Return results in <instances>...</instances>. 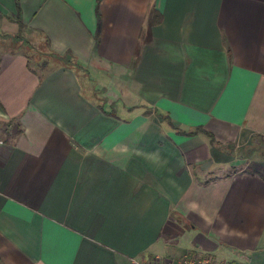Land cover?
Here are the masks:
<instances>
[{
  "label": "crops",
  "instance_id": "1",
  "mask_svg": "<svg viewBox=\"0 0 264 264\" xmlns=\"http://www.w3.org/2000/svg\"><path fill=\"white\" fill-rule=\"evenodd\" d=\"M0 22L63 61L0 48V264H264V179L224 172L264 140V0H0Z\"/></svg>",
  "mask_w": 264,
  "mask_h": 264
},
{
  "label": "rangeland",
  "instance_id": "2",
  "mask_svg": "<svg viewBox=\"0 0 264 264\" xmlns=\"http://www.w3.org/2000/svg\"><path fill=\"white\" fill-rule=\"evenodd\" d=\"M1 25V22H0ZM8 33V34H7ZM13 34L7 28L3 29L0 26V48H7V47H16L21 45L23 47V51L25 50L28 55L30 56L31 63L35 66L38 70L44 69V67L49 64V62L57 60L59 63H63V61L59 60L56 55L51 54L48 51V48L42 44H36V42L30 39V36L23 32L21 38L22 40H29L33 46H27L24 44H19L20 41L14 40L11 36ZM40 45V46H39ZM46 64V66H42ZM49 66V65H48ZM47 68V67H46ZM227 160L232 161L234 160V167L229 165H224V172H231V171H245V172H252L261 174L264 176V140H257V138H248L246 141L241 142V144L235 146L234 150L231 154L227 155ZM187 253H195L200 254L204 252H197L194 249L186 250ZM211 254L216 255V260L219 262H231L233 261L229 256L227 251H224V247L216 251V253L211 252ZM226 254V255H225ZM221 255V256H220Z\"/></svg>",
  "mask_w": 264,
  "mask_h": 264
},
{
  "label": "built area",
  "instance_id": "3",
  "mask_svg": "<svg viewBox=\"0 0 264 264\" xmlns=\"http://www.w3.org/2000/svg\"><path fill=\"white\" fill-rule=\"evenodd\" d=\"M131 264H251L247 259L243 263L238 262H219L210 253H184L181 256L174 259H164L162 256L155 255L148 260H133Z\"/></svg>",
  "mask_w": 264,
  "mask_h": 264
},
{
  "label": "trees",
  "instance_id": "4",
  "mask_svg": "<svg viewBox=\"0 0 264 264\" xmlns=\"http://www.w3.org/2000/svg\"><path fill=\"white\" fill-rule=\"evenodd\" d=\"M260 176L264 179V176L260 174Z\"/></svg>",
  "mask_w": 264,
  "mask_h": 264
}]
</instances>
